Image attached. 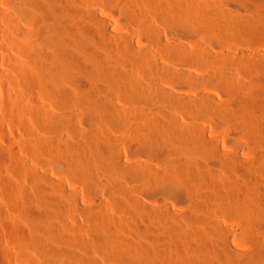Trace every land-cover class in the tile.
Returning a JSON list of instances; mask_svg holds the SVG:
<instances>
[{"label":"bare ground","instance_id":"6f19581e","mask_svg":"<svg viewBox=\"0 0 264 264\" xmlns=\"http://www.w3.org/2000/svg\"><path fill=\"white\" fill-rule=\"evenodd\" d=\"M4 1L5 3H7L5 6L7 5L8 6L5 9V12L0 13V16L3 17L2 19L5 21V24L7 26L6 40L9 44V49L12 52L14 51L15 54L19 56L17 57L18 58L17 60H14L13 58H12L13 60H11V58L10 59L8 58L9 60L8 59L7 60L9 61L12 70L19 78L18 80H20L22 84L21 87L23 91L22 93L19 92L21 98L25 99L26 100L25 102L26 103L28 102V104H30L28 107L25 106L24 107L28 108V111L30 110L33 112L34 117L38 119L37 121H40V123H42L40 124L41 126L43 125L44 126L48 125L49 127L51 126L53 131L54 129L55 131H59V130L61 131L63 128L66 130L67 126L69 128L70 127L73 128L74 130L75 127L73 126L75 125L72 126L71 121H73L72 120L74 118L73 113L75 112L72 113L71 108L74 106L75 103L79 104L83 108H87L88 110H91L93 108L97 109L103 118L122 117L125 119L126 117H128L130 113H128L127 110L125 111L124 109L119 108L114 104L110 103L109 99L114 97L116 98L117 91H123L124 93V91H127L128 89L129 92L131 90L132 93L133 92L139 93L144 95V97L146 95V97H148L152 102L153 100L156 101L158 99H163V102H161L160 105L163 106V109H160V107L157 108L155 106L156 107L155 109L157 111L156 110H155L156 112L154 110H153L154 112L150 111L153 112V116H151V118L146 116L144 113H140V116L142 117L145 116L147 120L146 121L144 118L146 122V127L148 125L146 129L147 130L150 129V132H153L154 134L159 136L160 138L159 140L162 139V143L165 148L169 147L171 149H176V146L174 145L173 141H171V137H172L171 133L172 132L174 133V128H172L173 120L175 119H172V116H168L165 110H172V107L174 108V102H178V105L180 106L182 105V108L184 106L185 108L188 107L191 109H195L194 111L196 112H202L206 108H210V109L212 108L215 110L220 109L219 107L222 106V104L221 102L219 103L217 101L216 97L212 93H210V89L213 86L217 87L218 84H221L223 82L225 84L226 78L229 81L228 75H230L233 71L237 72L236 70L240 68V70L245 69L246 70L245 73L247 74L250 73L253 78L250 79L251 81L249 80L250 83L246 81L249 83L248 86H247L248 83L247 84L245 83L244 85L240 83L243 87H246L247 89L245 88L246 89L245 95L244 92H240L243 93L242 96H240L241 95L240 94L238 98L237 97L234 98V103L231 102V106L232 104H234L237 110L236 111L233 110L234 111L233 113H229L230 112L229 111L227 114L226 112L229 110V108L227 107L228 110L224 111L222 109L219 110L221 111V113L220 112L219 113L222 117L225 118V120L229 119L230 116H235L236 117L235 119H238V122L243 128V130H245V132L247 133L249 132L254 137L255 140V142L253 141V144L255 143L254 146L256 145L257 148L259 147V149L261 148L260 149L261 151L262 149L264 150V0H4ZM151 7H157L160 10L159 14L150 15ZM129 9L135 10L136 12H138L139 15H142V18L144 19L142 22L143 23L142 28L144 30L146 38L155 45L160 46L162 45L161 44L162 41H164L162 38L163 29L159 27V25H157L156 22L164 21L167 17L170 16H179L182 14H186V16L188 17L187 19L190 20L194 18L195 19L201 18V20L199 21H203L205 27L208 29L210 37H206L203 43L200 41L202 44L198 45L199 47L196 51V53L199 54L198 55L196 54L197 55V56L195 55L196 57L192 56L193 57L192 59L195 60H192L189 55L185 54L186 52L184 54L178 53L171 56L169 55V51L171 50V48L165 47L166 46L165 45L162 48L163 49L162 57L165 60H163V62L161 63H158L157 59L161 57L157 54L154 46L136 47L133 43V35L128 34L126 36L125 35L123 36L121 32L113 29V24L110 20L100 15L102 10H106L109 14H115L119 11L129 10ZM149 16L153 17V21H150L148 19ZM193 16L195 17L193 18ZM187 19L186 21L189 23L190 21H188ZM194 21L195 20H192L193 22L192 24L197 23V22L194 23ZM233 27H235V29H237L236 30L237 33H239V39L241 40V41L239 40L240 43L243 41H247L249 43L248 46L249 48L246 49L247 50L246 52L244 51L242 52V50L239 48L241 47L242 44L239 47H237L238 46L237 45L235 48H233L235 46L234 45L230 48L232 44L230 46L229 44L230 41H232L230 40L232 39L231 38L232 36L230 37L231 33H229L228 30L230 31V28L233 29ZM202 28H204V26ZM226 40H228V42ZM226 42L229 44L227 45ZM231 43H236V42H231ZM217 46H219L220 49L221 47L223 49L225 47L228 48L229 46V49L225 48L226 50L224 49L216 50ZM194 54L195 53H193V55ZM110 55L115 59L110 60ZM240 61L241 62L243 61L242 64ZM125 63L132 64L134 67H137V70L140 68L142 70L144 69H146L147 71L150 70V72L146 75V80L148 84L147 87L143 86L138 81V78H140V76L137 73L134 72L126 73L121 71V66ZM198 63L201 65L203 64L202 67L204 65H205L204 67H206L205 69H203L200 65L201 69H203V72L201 71L202 74L196 69V65ZM83 65H86L87 68L89 67L88 69L92 68L93 71L91 70L90 79L95 83V85L87 84L85 81L81 80L78 77L79 74H83V72L84 73L86 72V70L83 72L80 71L83 68ZM84 69H86L85 66L83 70ZM88 71L89 70H87V72ZM101 73H103L106 76V81H107V83H105L106 85H102L103 83L99 84V82L102 80L100 79ZM16 75H14V77ZM249 76L248 79L250 78ZM177 77L185 78L186 80H188L189 82L188 81L187 82L190 83V86L193 87L194 89L199 88V91H197L198 94L195 95L196 97L179 95L180 93L177 92L178 93L177 94L176 92H172L173 90L170 91L169 88L167 89V87L165 88L163 86H159L158 84L159 78H164L165 80L170 81ZM188 83L187 85H189ZM17 88L18 86L17 87L15 86V89ZM18 89L20 90L21 88ZM235 93H237V91ZM238 94H239V89H238ZM38 95H41V97L45 95L46 97L49 98L47 100L54 99L55 102L58 103L62 102L64 105L66 104L65 105L66 107L65 106L64 107L68 109L70 108L71 113H68L70 111L66 110L67 114L65 112L63 114L64 116H62V114H60L61 117L58 114L53 115L51 113H54V109L52 105L50 106V103L48 104V108H47L48 111L51 112L49 113L47 109H45V107L47 106L44 107L40 103L38 104V101L40 99V96L37 97ZM36 97L39 99H37ZM36 99L38 101H36ZM228 101H230L229 98ZM46 102L47 101H45L44 102L45 104L44 103L43 104L47 105ZM18 103L20 104V102ZM16 106L13 105L11 107H16ZM41 106L44 107L45 111H43ZM30 107L31 109H29ZM40 107L42 110L40 109ZM18 114L20 115V113ZM147 114H149V116L151 115L150 113ZM233 120L231 119V121ZM75 122L76 121H74V124ZM149 124L151 127H149ZM201 128H199L200 131L199 134H201L200 136H202L201 139L203 141L201 140L200 145L202 147L203 146L205 147V145L207 144L211 145L213 143L211 145L212 153H214V155L217 154L218 157L213 160L209 159L210 157L208 159L204 158L203 160L202 159L199 160V162L198 161L194 162L195 164L193 163L191 164L189 162L184 163L183 161H179L180 165L179 163H177L179 165L177 166L178 167L177 171L179 170L180 173L181 172L186 173V177L188 174H192V176L194 175L193 178L194 177H196L195 179L198 178L197 180L207 178L209 180L208 185L209 182L210 185L211 184L217 185L220 182L221 184H223L221 187L223 192L226 190L229 194H232V197L234 193H236V191H238V193L242 192L243 193V194L241 193L242 199L238 204V210L240 211L239 213H241V223L249 230L250 229L256 230L261 235V237L260 235H258L260 238L257 236L260 240L255 239L259 241L256 243V248L253 252L247 253L246 250L241 253L235 247L233 248L230 245V243L226 241L229 238L230 231L227 230V232L229 231L228 232L229 234L226 233L228 235H225L224 232L225 230L224 228L220 229L221 227L220 225V227L219 226L217 227L218 231L216 230L217 232H215L217 236L216 248L213 249L211 246L210 248H212L213 250L209 251V247H208L206 248L208 249V251L205 250V253L204 252L203 253L204 255L209 254L206 252H210V254L214 253L218 257L220 256L219 258L226 256L225 255L226 253L230 257L231 254L229 255V253H233L234 255H236V257L238 255L236 259L240 258L239 260L242 261L244 264H264V200H262L264 196V155L260 154L261 153L260 152L259 156L256 154L258 156L257 158L253 160L252 159L246 160L245 158L242 157L243 155L241 156V154H239V151H241L242 149L241 147L242 145L236 146L237 143L235 144L236 146L235 147L236 150L234 149L235 152L233 151V153L232 152L227 153L225 149L224 150L222 149L223 150L222 152L220 151L221 148H218V145L216 144V139H214L212 136H210L209 138L206 137V131L204 130V128L203 129ZM46 129H48V127ZM76 130L74 132L71 130L69 131L71 132V135L73 132V134L74 135L76 134L77 137V135L80 134H78L79 130L78 132H76ZM103 130L105 131V129L96 130L97 132L92 131L91 134L89 133L90 135L88 134L84 137L85 139L81 143H79V141L81 140L77 139L79 144L74 145L76 150L74 146L70 144L71 143L70 141H69L70 143H67L68 141L63 142L62 140H59V143L56 145L57 142L55 143V141H53L54 139L53 140L49 139L48 141L47 139L44 140V137L43 139H40V138H35L36 136L33 135L32 136L30 135L28 138L26 137V143L28 146L25 147L30 146L34 158L40 159V161L44 163L45 162L48 163V161L59 162L60 164L62 163L67 169V171L71 175L73 174V176H74V172H79V174L82 175L84 174L86 175V173H90V175L91 174L93 175L94 172L96 173V169L101 168L105 173L104 175H106L109 178L108 180L111 179V183L115 185L114 188L115 189L117 188L119 190L120 188L119 183L118 185H116L117 182L113 183L112 181L118 177L119 175L118 169L120 168L126 169L128 165L122 162L121 160L122 158L120 156L121 154L115 139L112 136H110V134L107 133L106 131H105L106 135L103 134L102 133ZM101 134L102 136L103 135L105 136L102 137ZM153 138H155V136H153ZM181 139L185 140L184 138ZM24 142L25 140L23 141V143ZM157 143L158 142H156V144ZM156 148L160 149L158 145L157 146L155 145V149ZM257 148L254 151H257L258 150ZM152 149H153V145H151L148 148V150L145 149V153L149 154L150 152H152ZM195 152L198 153V150H196ZM2 154H5V156L8 159L12 160L13 158L12 152L9 151L7 153L2 152ZM80 154H82L83 157L82 155L80 156ZM80 157L83 160L82 164L80 163L81 161H79ZM227 162L236 168L235 172L237 174L223 178L220 175L221 168L222 165ZM9 163L11 162L9 161ZM238 163H242L241 165H238L239 167L240 166L242 167L244 166V167L243 168L241 167L240 169L236 165ZM177 164L174 163V167ZM18 166L16 168H18ZM21 166L24 165L22 164ZM135 168L136 170L140 171V173L144 176L149 173V170H147L145 167H138L135 165ZM20 169L22 168L20 167ZM93 170H95L93 173L90 172ZM96 174L95 177L96 176L98 177V175L100 176V174L98 175ZM243 179H245L247 183H245V181L242 182ZM48 181H50L52 184L55 183V181L52 180V178L48 179ZM108 183L110 184V181H108ZM112 184H110L111 187ZM40 186H41L40 189L41 194L45 192H50L51 190L50 189L51 185H47L44 181H42V184ZM12 187L11 189H14ZM215 188H217V186ZM244 189H245V193H244ZM18 190L19 189L15 191L19 192ZM120 190H121L120 192H122L124 189H120ZM15 191H13V193ZM29 191H31V189ZM34 191L27 193L25 192L24 194L25 196H27L25 198H29L28 199L29 201L30 199L33 200L34 194L32 193ZM220 191H218L219 193L217 194L218 197H221ZM22 192L24 191H21V194L18 193V195L19 196L22 195L23 194ZM124 193L127 194L128 192H124ZM224 195L223 197L227 196ZM21 201L23 200L21 199ZM115 202L119 210L120 209L125 210L126 202H123L119 199H116ZM127 204L131 205L132 207L134 206L132 209L134 208L139 209L140 206H143V204L140 203L139 200H135V199L130 200ZM162 205L164 209L167 210L166 209L168 208L167 205L164 203ZM57 207L58 206H56V208ZM92 207L85 206L82 203L78 204L76 197H74L71 199V202L69 203V206L67 208L66 206L65 208L64 206L62 208L61 207L59 208H61V212L64 209H66L65 210L66 213L72 212L71 213L72 215L70 214L72 218L73 213L78 214V212L79 213L85 211L90 212L93 210ZM144 208L145 210L149 211L148 213H151L152 215L154 214V216L158 217V219L167 217L166 216L167 214L163 209L158 208L159 209L158 210L148 206H144ZM143 213L145 214V212ZM239 213L237 215H239ZM35 214L33 215L32 225L30 228L31 232H29V230L27 229V232H24L23 235L21 234L23 237V239L22 238L21 239L24 240L23 243L25 242L27 243L28 241V243L31 246L30 250L34 248L35 250L38 251V257L41 259L42 262H45V264L46 263L98 264L92 258L91 255L92 247L90 246L91 247L90 248L88 246L87 242L85 241V239H83L84 237L82 236L76 237L65 234L68 236L64 238L63 235L61 234L62 237L64 238L63 244L69 246L70 248L65 247L63 244H62L63 247L53 246L56 248H61L58 249L59 251H55L51 247L52 244L50 246V243L49 245H45L43 242L51 239V237L53 236V234H51L52 231H55V233L56 231L57 232L61 231V229L63 231H66L63 228L66 229L67 225L66 227L61 228V224H64L62 223L63 219L61 214L51 213V211L50 212L48 211L47 213L48 215L46 217L49 216V218H45V216H43L44 218H42L40 217V215L38 216L37 214H40V212L38 213L35 212ZM90 215H92V213ZM100 216L99 214L97 215V213L96 215H93L94 217L93 220L96 223H99V225L101 221H103L101 220L102 217ZM56 219L59 222L54 224L53 220ZM67 220H69V218ZM94 221L91 222L95 223ZM217 221L218 219H216V221L212 223L214 224L219 223ZM101 224H103V222ZM243 226L241 225V227ZM26 227H24L23 225L24 229ZM94 227H96V225ZM23 228L21 227V229ZM239 228L240 225L237 229ZM246 228H245V232H246ZM241 229L242 228H240L239 230L241 231ZM63 231L61 232L63 233ZM72 231L80 232L79 226L75 225V227H72ZM208 231L210 232V230ZM221 231L222 233L224 232V234H222ZM249 232L251 233L252 231ZM230 236L234 237V234L233 235L230 234ZM63 238L61 240H63ZM248 238L249 237H247V239ZM214 240L216 239L214 238ZM116 241L117 240L110 238L109 235L104 234V232L103 233L98 232L94 242H100V246H101L100 248H102V250L110 257L120 258V256L122 257V255L124 256V254L120 249L122 248V246L120 247V245ZM184 243H181L182 246L184 245ZM206 245L203 246L206 247ZM123 247L125 246L123 245ZM22 249L23 251L21 255L23 261L25 252H27L28 250L26 251L25 246H23ZM125 249L126 248H123V252L125 254L127 252L129 255L128 249H126L127 251ZM200 249L199 251L201 252ZM82 250L84 251V253L81 252ZM120 250L122 254L119 256ZM129 250H132V248H129ZM223 250H225V254ZM202 251H204V248ZM126 255L124 257L128 256ZM128 257L132 258L131 254ZM128 257L127 259H129ZM236 261L238 262V260Z\"/></svg>","mask_w":264,"mask_h":264},{"label":"rangeland","instance_id":"374dc122","mask_svg":"<svg viewBox=\"0 0 264 264\" xmlns=\"http://www.w3.org/2000/svg\"><path fill=\"white\" fill-rule=\"evenodd\" d=\"M6 4L7 3H5L4 0H0V13L5 12V9L8 6H5ZM159 12L160 10L157 7H151V13L149 10L150 15L159 14ZM100 15L110 20L113 24V29L121 32L123 36H126L128 34L133 35V43L136 47L154 46L157 54L161 57L157 59L158 63H161L163 62V60H165L162 57V48L165 45V47L171 48V50L169 51V55L172 56L178 53L184 54L186 52L185 54L189 55L192 59V56H195L197 54L196 51L199 47L198 45H201L206 39V37H210L208 29L205 27L203 21H199L201 20V18H197L196 16V18L198 19L197 20L194 18L195 16H193L194 19L190 20L187 19L188 17L186 16V14H182L179 16H170L167 17L164 21L156 22V24L163 29L162 38L164 41H162L161 43L163 46H159L153 44L152 42H150V40L146 38V35L142 28V22L144 19L142 18V15H139L138 12H136L135 10H122L115 14H109L106 10H102ZM2 18L3 17L0 16V72L2 75H0V264H45V262H42L41 259L38 257L37 250H35L33 247V251L30 250L31 246L28 241L27 243H23L24 240H22V235L24 232H27V229L29 230V232H31L30 228L35 212H40V214L37 215H40V217L42 218H44L43 216H45V218H49V216L46 217L48 215V211H51V213L61 214L63 219L62 223H64L61 224V228L66 227V225L67 227L66 229L63 228L66 231H63L61 229L63 233L61 231H56V233L55 231H52L51 234H53V236L51 237V239L43 243L45 245H49L50 243V246L52 244L51 247L55 251H59L58 249L61 248H56L53 246L63 247L64 245L65 247L70 248L69 246L63 244L64 238L66 236H82L84 237L83 239H85L88 246L92 247H90L93 253H91L92 258L98 264H244L242 261L239 260L240 258L236 259L238 255L236 257V255H234L233 253H229V255L231 254L229 257L227 253L225 254V250H223V252L226 256L222 257L223 259L219 258L220 256L218 257L214 253H211V255L210 252H206L209 254H205L206 256L204 255L205 250L208 251V249L206 248L209 247V251L216 248L217 236L215 232L218 231L217 227H220V225V229L224 228L225 235H228L229 231L230 234H234V237H231L229 234V238L231 237L232 239L228 238V240H226L228 243H230L233 248L235 247L241 253L246 250L247 253H251L255 250L256 243L260 240L259 238L261 237V235L256 230H249L241 223V213H239L240 211L238 210V204L242 199L243 193H238V191H236L237 194L234 193L232 197V194H229L226 190V192H223L221 188L223 184H221L220 182L217 185L211 184V186L210 182L208 185L209 180L207 178L197 180L198 178H193L194 175L192 176V174H188L187 178L186 173H180L179 170L177 171V166L180 165L179 161H183L184 163L189 162L191 164H195L194 162H199V160H203L204 158L208 159L210 157L209 159L213 160L218 157L217 154L214 155V153H212L211 145L213 143L211 145L207 144L205 145V147H202L200 145L202 136H200L201 134H199V128L201 127V129L204 128V130L206 131V137L209 138L210 136H212L214 139H216V144L218 145V148H221L220 151L222 152L225 149L227 153H233V151L235 152V147L237 145H242V149L241 151H239V154H241V156L243 155L242 157L246 160H253L257 158L260 152V154L264 155V153H262L264 152V150L262 149L261 151V148L259 149V147L257 148L256 145L254 146V137L249 132L247 133L245 132V130H243V128L238 122V119H235V116H230L231 118L229 117V119L225 120V118L220 115L221 111H219L222 109L224 111L228 110L227 107L229 108V110L226 112L227 114L229 111V113H233L237 110L234 104H232L231 106V102L234 103V98H238L240 94V96H242L243 93L240 92H244L245 95L247 88L243 87L241 84L244 85L245 83H250V79L253 78L252 75L250 73H245V69L240 70L239 68L238 70H236L237 72L240 71L239 73L233 71L230 75H228L229 81L226 78L225 84L223 82L221 84H218L217 87L213 86L210 89V93H212L216 97L219 103L221 102L222 106L219 107L220 109L215 110L212 108H206L202 112H196L194 111L195 109H191L188 107L185 108L184 106L182 108V105L180 106L178 105V102L173 101L174 108L172 107V110L165 111L167 112L168 116H172V119H175L173 120L172 128H174V133H171L173 137V139L171 137V141H173L174 145L176 146V149H171L169 147L165 148L163 146L162 139L159 140V136H157L153 132H150L149 128V130L146 129L148 125L146 127L145 116H140V113H144L146 116L151 118V116H153V112L156 110V107H160V109H163V106H160L161 102H163V99H158L156 101L153 100L152 102L148 97H146V95L144 97V95L142 94L135 92L132 93L131 90L129 92L128 89L127 91H124V93L123 91H117L116 98L114 97L115 99H109L110 103L114 104L119 108L124 109L125 111L127 110V112L130 113L125 119L122 117L103 118L97 109L93 108L91 110H88L87 108H83L79 104L75 103L74 106L71 108L72 113H75H73L74 118L72 119L73 121H71L72 124H70L72 126L75 125L73 127H75L77 130L75 128L73 130V128H69L67 126L66 130L63 128L65 131L63 129L61 130V133L60 130V132L55 131V129L53 131L51 126L50 128L48 125H46L48 129H46L47 127L44 125L41 126L40 124L42 123H40V121H37L38 119L34 117L33 112L30 110L28 111V108H25L28 107L30 104H28V102L26 103V100L21 98L19 92L22 93L23 91L21 87L22 84L20 80H18L19 78L12 70V67L8 61L10 58L11 60H17V57L19 56H17L14 51L12 52L9 49V44L6 40L7 26ZM148 19L150 21H153L152 16H149ZM186 19L190 21V24L186 21ZM192 20H195L194 23L197 22L198 25L197 23L192 24ZM200 22H202L203 24ZM203 26L204 28H202ZM231 29L232 28H230V31L233 32H230L229 30L228 32L232 34H230V37L232 36V39L230 40L232 41H230L229 44L227 43L228 40H226L227 45L229 44L230 46L232 44L230 48L235 45L233 47L235 48L237 45V47H239L242 44L239 48L242 50V52H246V49L249 48V43L247 41H243L240 43L241 40L239 39V33H237L236 31L237 29H235V27H233L232 30ZM229 46L228 48H225L229 49ZM225 48L223 49L226 50ZM219 49V46H217L216 50ZM223 49L221 47L220 50ZM193 53L195 54L193 55ZM114 59L115 58L111 57L110 55V60ZM200 65L201 64L198 63L196 65V69L201 73V71L203 72V69H205L206 67H204L205 65L202 67V64L201 67L203 69H201ZM84 66L86 69L83 70ZM83 68L80 71L83 72L86 70V72H83V74H79L78 77L81 80L85 81L87 84L95 85V83L90 79L92 68L88 69L89 67L87 68L86 65H83ZM87 70L89 71L87 72ZM121 71L126 73H137L140 76V78H138V81L143 86L147 87L148 84L146 80V75L150 72V70H142L141 68L137 70V67H134L132 64L125 63L121 66ZM101 74L100 79L102 80L99 82V84L103 83L102 85H106V76L103 73ZM14 75L16 76L14 77ZM248 76L250 77L249 79ZM187 81L188 80H186L185 78L178 77L170 81L165 80L164 78H159L158 84L159 86H163L165 88L167 87V89L169 88L170 91L173 90L172 92L180 93L179 95L191 97L197 95V91H199V88L194 89L190 86V83H188L189 81ZM187 83L189 85H187ZM249 83L247 84V86L249 85ZM15 86H18V88L21 89H15ZM11 88L13 91L11 90ZM236 91L237 93H235ZM39 96L40 99L37 98ZM37 97L36 98L39 99V101L36 99V101H38V104L40 103L44 107L47 106L45 107V109L48 108L49 103L50 106L52 105L54 113H51L50 111H48V109L47 111L53 115L58 114L60 116V114H62V116H64L63 114L65 112L67 114V111H70L68 113H71L70 108H65L66 104L64 105L62 102H55L54 99L47 100L49 98L45 95L42 96L43 98L41 97V95H38ZM228 98L230 101H228ZM43 101H47V105H44L45 103ZM18 102H20V104ZM60 103L63 105H61ZM13 105L17 106L11 107ZM43 106L41 107L43 111H45ZM29 109H31V107ZM145 112L150 113L151 115L149 116V114ZM18 113H20V115L22 116H20ZM231 119L233 121H231ZM74 121H76L75 124ZM149 127H151L150 124ZM102 129H105V131L115 139L121 154L120 156L122 158V162L126 163L130 167L129 168L127 166L126 169H118V177L114 180L112 179L113 183L117 182L116 185H118L119 183V190L117 188H114L115 185L111 183V179L108 180L109 178L104 175L105 173L101 168L96 169L97 174L94 172L95 170H93L90 171L92 173L94 172L93 175H90V173H86V175H88L86 176L85 174L82 175L79 174V172H74L73 176V174L71 175L67 171V169L62 163L60 164L59 162L53 161H48V163H44L40 161V159L34 158L30 146L25 147L28 146L26 143V137L28 138L30 135L36 136L35 138L40 139H43L44 137V140L47 139L48 141L49 139H54L53 141H55V143L57 142L56 145L59 143V140H62L63 142L68 141L67 143L71 142L70 144L74 146L83 142V140L85 139L84 137L89 133L91 134L92 131L94 132L96 130ZM69 130L73 132L75 130L76 132H78L79 130L78 134L80 135H77L76 137V134L74 135L73 132L71 135V132ZM105 131L103 130L102 133L105 134ZM105 135L102 136L101 134L102 137H104ZM153 136L158 139L156 140L155 138H153ZM181 138H184L185 140H182ZM23 139L25 140L24 143ZM77 139H80L81 141H79L78 143ZM156 142L158 143L156 144ZM154 144L156 146L158 145L160 149H155ZM151 145H153V149L155 152L152 149V152H150L149 154L145 153V149L148 150ZM256 148L259 152L254 151ZM196 150H198V153L195 152ZM6 151L12 152V160L14 161L8 159L5 154H2V152L7 153ZM81 155L82 154H80V156ZM9 161L12 164L9 163ZM79 161H81L80 163L82 164L83 160L81 159V157ZM174 163H179V165L177 164L175 166L176 170L174 167ZM22 164L24 166H21ZM241 164L242 163H238L236 165L238 166ZM135 165L138 167H145L147 170H149V173L145 176L142 175L140 171L136 170ZM17 166L18 168H16ZM231 166L232 165H230L228 162L222 165L220 173L221 177L226 178L230 175L237 174L235 172L236 168ZM20 167L22 169H20ZM241 167L242 166H240L239 168L241 169ZM95 174H100V176L98 175V177H95ZM50 178L55 181L54 184L48 181V179ZM42 181H44L47 185H51L50 192L43 193L46 195L41 194L40 191V185L42 184ZM108 181H110V184H112L114 190L112 189ZM244 181L245 183H247L245 179H243L242 182ZM9 186H13L12 188L14 189H11V187ZM216 186L217 188H215ZM16 188L19 189V192L15 191L17 190ZM30 189L31 191H35L32 193L34 194L33 200L30 199L29 201V198H25L27 196H25L24 193L31 192L29 191ZM120 189L124 190L120 192ZM13 191H15L14 193L17 194H14ZM21 191L24 192H22L23 194L19 196L18 193L21 194ZM218 191H220L221 197H218ZM124 192L128 193L125 194ZM223 195H227L228 197H223ZM74 197H76L78 204L82 203L85 206H94L92 207L93 210L90 212H78V214L73 213L74 218H71L70 214L72 212L66 213V209L64 208L65 206L66 208L69 206L71 199ZM21 199L23 201H21ZM116 199L126 202L125 210H119V208H117L115 202ZM132 199L139 200V202L143 204V206L139 207L140 210L138 208H134V210L132 209L134 206L132 207L131 205L127 204ZM262 200H264V196ZM163 203L167 205V210L164 209L162 205ZM56 206L58 207L56 208ZM63 206L64 210H62L61 212V208ZM144 206L152 207L154 209H163L165 210L167 217L158 219V217L154 216V214L152 215L151 213H148L149 211L145 210ZM43 211L45 214L43 213ZM95 212L97 213V215L99 214V216L101 215L100 217H102L101 220L103 221H101V223L103 222V224L100 223L101 226L99 225V223H96L93 220V215H96ZM143 212H145V214ZM91 213L92 215H90ZM238 213L239 215H237ZM64 214L66 215V217ZM68 218L69 220H67ZM216 219H218L217 222L219 223H212L216 221ZM91 221H94L95 223ZM53 222L54 224H56L59 221L56 219L53 220ZM232 224L236 225L234 226ZM238 224L243 230L241 229L240 231V228L237 229L239 227ZM16 225H19L18 229ZM23 225L24 227L27 226L28 228L26 227L25 230L23 228ZM75 225L79 226L80 232L72 231V227H75ZM95 225L97 229L96 227H94ZM241 225L243 227H241ZM21 227L23 229H21ZM245 228L246 232L248 231L247 234L245 232ZM114 230L117 231L115 232ZM208 230H210V232ZM227 230L229 231L227 232ZM249 231H252V235ZM98 232H104V234L109 235L110 238L117 240L116 242L120 245V247L122 246V248L120 249L122 250L124 256L126 254L128 255V253L126 252V249H128V256H130L131 254L132 258L128 257L127 255L126 256L129 259H127V257H124L123 255L121 257V250L119 252V256L121 259L119 257L112 258L108 254H106L102 250V248H100V242H94ZM224 232L222 234H224ZM258 235H260V237ZM246 236L249 238L247 239ZM61 237L63 238V240H61ZM214 238L216 240H214ZM255 239L259 240L257 241ZM213 241H215L216 243ZM184 242L186 243V246ZM181 243H184V245L182 246ZM123 245L125 247H123ZM203 245H206V247ZM23 246H25L26 251H28L25 252V256L22 261L21 253L23 251ZM211 246L213 249L210 248ZM123 248H126V254L123 252ZM129 248H132V250H129ZM203 248L204 251H202ZM199 249L202 253L199 251ZM81 252L84 253L83 250ZM231 257L234 258L232 259ZM236 260H238L239 263Z\"/></svg>","mask_w":264,"mask_h":264}]
</instances>
